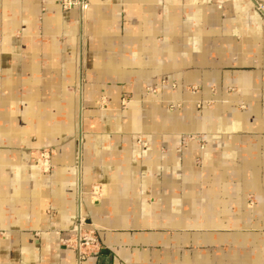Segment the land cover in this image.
Listing matches in <instances>:
<instances>
[{
  "label": "crops",
  "instance_id": "0c3cea01",
  "mask_svg": "<svg viewBox=\"0 0 264 264\" xmlns=\"http://www.w3.org/2000/svg\"><path fill=\"white\" fill-rule=\"evenodd\" d=\"M0 264H264V0H0Z\"/></svg>",
  "mask_w": 264,
  "mask_h": 264
},
{
  "label": "built area",
  "instance_id": "2783aa9c",
  "mask_svg": "<svg viewBox=\"0 0 264 264\" xmlns=\"http://www.w3.org/2000/svg\"><path fill=\"white\" fill-rule=\"evenodd\" d=\"M90 0H59V5L63 10H70L71 8H86L89 6ZM263 9L262 6H260ZM202 140V145H204ZM37 165L44 171H49L52 164L50 160V151H41L36 160ZM98 187L95 188L94 193L98 194ZM73 236L71 238L72 244L78 251L79 259L85 258L92 250L100 249V244L94 229L89 228L86 218L79 215L77 222L72 228Z\"/></svg>",
  "mask_w": 264,
  "mask_h": 264
},
{
  "label": "rangeland",
  "instance_id": "374dc122",
  "mask_svg": "<svg viewBox=\"0 0 264 264\" xmlns=\"http://www.w3.org/2000/svg\"><path fill=\"white\" fill-rule=\"evenodd\" d=\"M45 150H46V149H45ZM41 151H44V150H41ZM41 151H40V152H41ZM47 151H49V150H47ZM40 152H39V153H40ZM38 155H39V154H38ZM36 160H37V158H36ZM50 160H51V151H50ZM36 164H37V163H36ZM96 236H97V235H96ZM98 241H99V240H98Z\"/></svg>",
  "mask_w": 264,
  "mask_h": 264
}]
</instances>
